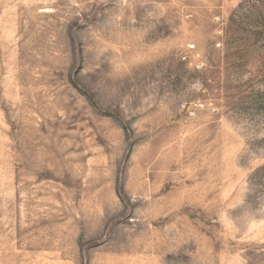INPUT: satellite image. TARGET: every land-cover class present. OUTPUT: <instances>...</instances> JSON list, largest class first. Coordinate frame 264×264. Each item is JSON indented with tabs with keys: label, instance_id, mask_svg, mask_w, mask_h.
<instances>
[{
	"label": "rangeland",
	"instance_id": "obj_1",
	"mask_svg": "<svg viewBox=\"0 0 264 264\" xmlns=\"http://www.w3.org/2000/svg\"><path fill=\"white\" fill-rule=\"evenodd\" d=\"M0 264H264V0H0Z\"/></svg>",
	"mask_w": 264,
	"mask_h": 264
}]
</instances>
